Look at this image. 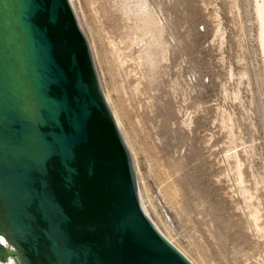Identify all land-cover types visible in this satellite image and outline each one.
Returning <instances> with one entry per match:
<instances>
[{
  "label": "rangeland",
  "instance_id": "rangeland-1",
  "mask_svg": "<svg viewBox=\"0 0 264 264\" xmlns=\"http://www.w3.org/2000/svg\"><path fill=\"white\" fill-rule=\"evenodd\" d=\"M75 1L163 232L193 264H264L255 0Z\"/></svg>",
  "mask_w": 264,
  "mask_h": 264
},
{
  "label": "water",
  "instance_id": "water-1",
  "mask_svg": "<svg viewBox=\"0 0 264 264\" xmlns=\"http://www.w3.org/2000/svg\"><path fill=\"white\" fill-rule=\"evenodd\" d=\"M0 264H193L146 202L75 0H0Z\"/></svg>",
  "mask_w": 264,
  "mask_h": 264
},
{
  "label": "bare ground",
  "instance_id": "bare-ground-1",
  "mask_svg": "<svg viewBox=\"0 0 264 264\" xmlns=\"http://www.w3.org/2000/svg\"><path fill=\"white\" fill-rule=\"evenodd\" d=\"M255 12H256V19H257V23H258V36L257 37H258V41H259V47H260V52H261L262 61H263V72H264V0H255ZM128 148H129V146H128ZM241 170H242V168H241ZM238 174L241 175L239 170H238ZM239 178H241V180H242L241 176H239L237 179H239ZM251 217H253L254 222L259 220L258 209H254L251 211ZM255 226H256V224H255Z\"/></svg>",
  "mask_w": 264,
  "mask_h": 264
}]
</instances>
